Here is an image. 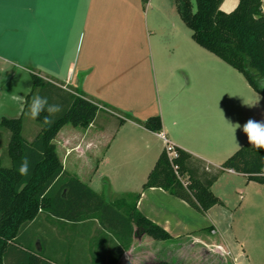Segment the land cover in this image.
<instances>
[{
	"label": "crops",
	"instance_id": "crops-1",
	"mask_svg": "<svg viewBox=\"0 0 264 264\" xmlns=\"http://www.w3.org/2000/svg\"><path fill=\"white\" fill-rule=\"evenodd\" d=\"M17 1L18 19L16 28L11 31L13 35L3 37L0 31V62L22 66L20 73L30 81L33 72L43 81L61 84L60 92L57 90L53 95L55 104L65 107L66 102L58 97L67 92L81 94L103 107L86 128L64 126L58 132L54 145L63 169L122 213L131 197L139 194L137 210L172 238L153 241L141 235L124 249L117 236L102 230L95 219L73 225L42 216L33 233L23 235L25 242L32 244L35 253L42 251L52 260L45 264H171L172 252L184 257V253L198 248L206 254L221 251V255L225 253L230 257L232 264H237L219 239L213 240L220 236L218 216L229 214L231 217L240 214L237 211L243 214L264 211V185L249 182L233 171H223L211 186V192L221 205L212 207L204 216L161 189L143 190L142 185L164 146L158 134L144 129L140 122L158 116L160 133L170 144L188 153L195 163L214 170L248 141L242 126L249 119L264 121V97L244 80L241 128L234 133L230 125L238 122H235L234 111L225 103L222 90H204L198 83L201 77L186 74V63L164 59L151 50L152 78L162 92L159 98L164 106L160 105L151 113L140 110L135 114L120 98L128 93L120 83L121 65L117 60L121 49L119 28L123 0ZM237 4L238 0H223L220 10L229 13ZM150 5L151 0H148L146 6ZM261 10L264 13V0H261ZM1 17L0 26L4 24ZM7 50H11L13 57L7 56ZM178 74L184 81H180ZM12 75H16L13 69L7 73V78ZM193 77L197 81L191 79ZM223 87L227 94L226 85ZM31 88L32 82L27 90L30 92ZM258 96L259 103L249 107L247 104L254 103ZM1 103L0 100V120H22L21 112L28 101L25 99L24 105L19 106L15 118L3 115ZM116 113L130 119L120 122ZM37 125L27 139L22 125L26 142H32L40 131ZM9 138L10 133L0 128V143L2 139L8 143ZM9 163L8 167L10 159ZM223 175L230 177L226 204L222 202L223 197L214 192Z\"/></svg>",
	"mask_w": 264,
	"mask_h": 264
},
{
	"label": "trees",
	"instance_id": "trees-1",
	"mask_svg": "<svg viewBox=\"0 0 264 264\" xmlns=\"http://www.w3.org/2000/svg\"><path fill=\"white\" fill-rule=\"evenodd\" d=\"M193 1L194 11L189 0H174L177 13L191 31L192 41L238 72L254 92L264 97V89L259 84L264 80L261 0H238L235 9L229 13L220 10L223 0ZM142 2L147 4L148 0ZM30 77L32 88L26 102L37 89L39 95L53 103L54 92L63 86L51 80L43 81L33 72ZM58 99L66 102L63 111L51 126L43 124L46 113L34 120L40 125V131L30 143L23 139L21 118L0 120V128L10 133L7 155L11 162L10 167H4L0 158V264H45L52 261L42 251L35 253L32 244L23 238L24 234L33 233L38 227V218L42 216L73 225L95 219L102 230L117 236L124 249L141 235L153 241L171 240L163 228L137 210L139 194L131 197L122 213L63 169L54 145L58 132L67 125L86 128L103 107L81 94L62 92ZM118 116L120 122L130 119ZM140 124L150 132H161L158 116L149 117ZM175 150L176 157L172 159L164 149L160 152L142 185L143 190L161 189L204 215L212 207L221 205L211 192V186L223 171H233L249 182L264 185V150L255 149L248 141L214 170L195 163L185 151ZM25 156L31 161V168L30 174L22 177L17 169ZM175 172L186 179V187Z\"/></svg>",
	"mask_w": 264,
	"mask_h": 264
},
{
	"label": "rangeland",
	"instance_id": "rangeland-1",
	"mask_svg": "<svg viewBox=\"0 0 264 264\" xmlns=\"http://www.w3.org/2000/svg\"><path fill=\"white\" fill-rule=\"evenodd\" d=\"M189 1L194 11V1ZM121 9V28H119L121 49L117 60L121 65L120 83L124 90H128V93L120 97L123 103L126 102L129 108L135 110V114L140 110L151 113V111L157 110L160 105L164 106L163 100L159 98L162 92L158 90V86L152 78L150 62L152 50L154 53L158 52L164 59L173 62L180 60L186 63L188 66L186 74L201 77L198 83L204 90H211L210 88L222 90V95L226 97L224 98L226 99L225 103L234 111L235 122H240V112L245 97L243 88L246 87L243 77L214 55L193 43L191 31L177 13L174 0H151L150 6L143 4L142 0H123ZM18 10L17 0L0 1V16L4 23L0 26V31L3 32V37L8 38L13 35L11 31L16 28ZM192 46H195L199 51H194ZM10 51H6L7 56L13 57L9 53ZM181 53L183 56H180ZM20 67L22 66L0 62V95L2 96L0 100L1 107L4 108L3 115L8 118L18 117L17 109L20 105H24L23 102L30 93L27 89L30 88L31 81L29 77L27 79L20 73ZM12 69L16 75L7 78V73ZM178 75L180 81H184V77ZM194 77L191 79L196 80ZM225 85L227 94L224 92L223 86ZM37 94L39 91L35 90L28 99V103ZM27 112L28 104L21 112L23 136L26 139L31 137L33 126H38L33 119L29 118ZM116 120L118 121L117 118ZM66 128H70V126L68 125ZM3 132L9 134L7 130L3 129ZM7 144L2 139L0 156L2 165L5 167L10 164L7 157ZM229 180L230 177L223 175L214 187V192L223 197L224 204H226V187H228L227 181ZM217 208L219 209V207ZM237 212L240 214L236 213L231 217L229 214L218 216L220 236L214 237L213 240L219 239L221 245L229 251L237 264H264V211L254 214ZM218 252L209 251L206 254L204 250L198 248L192 252L184 253V257H181L179 252H172L170 263L232 264L227 254L221 255L222 252Z\"/></svg>",
	"mask_w": 264,
	"mask_h": 264
},
{
	"label": "clouds",
	"instance_id": "clouds-1",
	"mask_svg": "<svg viewBox=\"0 0 264 264\" xmlns=\"http://www.w3.org/2000/svg\"><path fill=\"white\" fill-rule=\"evenodd\" d=\"M261 89H264V80L259 81ZM260 97L258 96L254 103L247 104L249 107H253L259 103ZM63 111V108L59 104L49 103V100L45 96L39 94L34 95L31 101L28 103L27 115L29 118L36 120L43 115V124L51 126L55 122L56 116ZM229 124V123H228ZM230 125V124H229ZM235 133L236 129L241 128L239 123L230 125ZM243 132L246 134L249 144L257 150H264V121H255L249 119L243 126ZM31 161L27 156L21 159L18 167V173L22 177H26L30 174ZM264 171V169H262Z\"/></svg>",
	"mask_w": 264,
	"mask_h": 264
},
{
	"label": "built area",
	"instance_id": "built-area-1",
	"mask_svg": "<svg viewBox=\"0 0 264 264\" xmlns=\"http://www.w3.org/2000/svg\"><path fill=\"white\" fill-rule=\"evenodd\" d=\"M159 138L162 140L163 142V149L165 150L166 154L168 155L169 159L175 158L176 157V150L175 147L170 144L167 139L164 137L163 134L158 133ZM174 170H176V167H174ZM175 175L177 177V179L181 182V184L186 187L187 183H186V179L183 177H180L178 175V173L175 172Z\"/></svg>",
	"mask_w": 264,
	"mask_h": 264
}]
</instances>
